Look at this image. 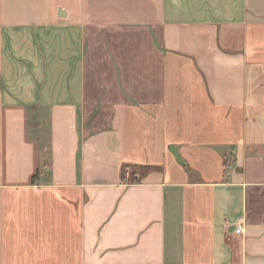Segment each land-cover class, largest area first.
I'll list each match as a JSON object with an SVG mask.
<instances>
[{"label":"crops","instance_id":"obj_1","mask_svg":"<svg viewBox=\"0 0 264 264\" xmlns=\"http://www.w3.org/2000/svg\"><path fill=\"white\" fill-rule=\"evenodd\" d=\"M0 264H264V0H0Z\"/></svg>","mask_w":264,"mask_h":264},{"label":"trees","instance_id":"obj_2","mask_svg":"<svg viewBox=\"0 0 264 264\" xmlns=\"http://www.w3.org/2000/svg\"><path fill=\"white\" fill-rule=\"evenodd\" d=\"M124 167H125V166H123L122 171H121V174H122L123 177H124V172H125ZM150 167H151V166H143V167H142V170H141V173H144V172H145L146 170H148ZM34 176H35V174H34L33 177L31 178L32 180H33ZM130 179H131L132 181H134V180L137 179V178H136V170H132V171H131V173H130Z\"/></svg>","mask_w":264,"mask_h":264},{"label":"built area","instance_id":"obj_3","mask_svg":"<svg viewBox=\"0 0 264 264\" xmlns=\"http://www.w3.org/2000/svg\"><path fill=\"white\" fill-rule=\"evenodd\" d=\"M126 173H128L129 174V171H126ZM241 225H239V226H237L236 228H235V232H237V233H239V232H241Z\"/></svg>","mask_w":264,"mask_h":264},{"label":"rangeland","instance_id":"obj_4","mask_svg":"<svg viewBox=\"0 0 264 264\" xmlns=\"http://www.w3.org/2000/svg\"><path fill=\"white\" fill-rule=\"evenodd\" d=\"M132 169L130 168V167H127L126 169H125V172L126 171H131Z\"/></svg>","mask_w":264,"mask_h":264}]
</instances>
